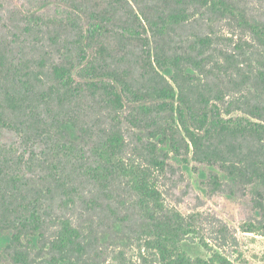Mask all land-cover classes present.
<instances>
[{"label": "trees", "instance_id": "1", "mask_svg": "<svg viewBox=\"0 0 264 264\" xmlns=\"http://www.w3.org/2000/svg\"><path fill=\"white\" fill-rule=\"evenodd\" d=\"M89 7L86 28L49 20L57 30L38 58L0 45V126L24 148L0 143V232L12 233V261L90 264L101 230L93 214L114 212L111 202L122 196L137 195L142 208L159 199L153 171L164 175L169 159L162 146L185 164L261 183L263 211L264 101L242 108L232 98L250 83L264 88V0H93ZM193 24L209 32L179 33ZM217 25L225 35L215 34ZM69 125L78 141L63 138ZM209 185L223 186L217 174ZM161 218L157 235L181 237L165 212ZM243 230L264 236V223ZM166 251L165 264H184Z\"/></svg>", "mask_w": 264, "mask_h": 264}, {"label": "rangeland", "instance_id": "2", "mask_svg": "<svg viewBox=\"0 0 264 264\" xmlns=\"http://www.w3.org/2000/svg\"><path fill=\"white\" fill-rule=\"evenodd\" d=\"M92 1L0 0V45L12 44L18 56L38 58L42 50H50L48 36L57 30L49 20L86 28ZM26 26L33 29V35H24ZM200 32L206 34L209 30L193 24L179 31L184 36ZM214 32L219 36L226 34L222 25H217ZM238 98L241 99L239 106L246 108V102L264 101V88L250 83L248 89L232 100ZM63 138L78 141L77 129L67 126ZM0 143L24 152L19 135L2 126ZM160 151L167 153L169 159L164 175L153 171L159 199L147 200L148 207L142 208L135 198L137 195L122 196L111 202L114 212L93 214L101 230L96 228L98 245L87 262L165 264L161 252L164 247L167 260L181 259L184 264H264V236L243 230L246 224L264 223V210L256 207L262 184H245L217 167L195 162L185 164L168 146H162ZM26 154L30 156L29 152ZM212 174H217L223 184L220 191H213L209 185ZM163 212L171 221V227L178 228L181 237L157 235V228L166 221L161 218ZM11 238V232H0V264H15L8 254ZM29 246L33 254L38 252L35 258L40 260L42 244L33 238Z\"/></svg>", "mask_w": 264, "mask_h": 264}]
</instances>
